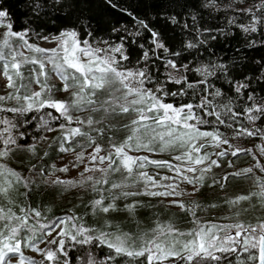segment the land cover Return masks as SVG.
I'll return each mask as SVG.
<instances>
[{"label": "snow or ice", "instance_id": "obj_1", "mask_svg": "<svg viewBox=\"0 0 264 264\" xmlns=\"http://www.w3.org/2000/svg\"><path fill=\"white\" fill-rule=\"evenodd\" d=\"M17 7L19 28L0 0V264H264V0ZM241 138L262 143L254 152L232 143ZM53 149L70 163L45 164ZM240 154L254 162L224 170ZM230 181L249 187L184 200ZM48 189L90 198L49 218L30 199ZM158 205L179 211L139 219Z\"/></svg>", "mask_w": 264, "mask_h": 264}, {"label": "trees", "instance_id": "obj_2", "mask_svg": "<svg viewBox=\"0 0 264 264\" xmlns=\"http://www.w3.org/2000/svg\"><path fill=\"white\" fill-rule=\"evenodd\" d=\"M120 2L123 3V0H120ZM5 7H7L9 11L11 12L13 21L15 22V27L16 28L21 27L25 23V17L22 15L23 8L17 7V0H5ZM97 12L98 10L94 8L93 14L95 15ZM218 15L223 17L225 14L219 13ZM210 23H213V22L210 21ZM214 23L223 24L224 20L221 19V20L215 21ZM58 26H59V22L57 24H50V27H52L53 29H55ZM236 43L237 42L234 40L233 44L235 45ZM260 54H264V49H261L259 52L256 53V55H260ZM241 140L244 143H249V141H252V142L260 141L259 139H256V138H241ZM47 148H48V145L42 150L39 148L40 153L42 154L44 150H47ZM57 157L58 155L53 149L50 151V156L46 158L44 163L45 164L52 163L57 159ZM231 159L233 160V163L237 165H243V164L254 162L252 157L250 156L246 157L244 154H240L238 157H232ZM32 162L35 163L34 160ZM223 167H224V170L230 172L231 168L227 167V160H223ZM215 171L217 173H220L221 169H215ZM245 184L246 183L243 181H230L227 190L224 192L216 188V189H211L212 190L211 193H207L208 188H203L201 192L199 193L197 200L202 204L219 203L223 200V198H225V196H232L242 191H246L244 187ZM59 195L60 194L56 193L55 189H48L46 192L37 193L36 195H33L30 199H31L33 207H35L37 203H40L42 206L51 207L52 211L49 214V218H52V217L59 216V215L66 213L69 208H73L74 206L77 205V204H73L70 206L71 203L75 202L74 198L76 194H73L71 196L61 197V198L59 197ZM82 195H83V199L81 203L79 204L80 207L75 209L78 213H81L84 211L83 204L86 203L88 199L90 198L87 193L83 192ZM140 199L147 200L148 198H140ZM151 203L158 204V201L156 199H152ZM153 212H160L163 215H168V214H171L173 212H178V211L171 210V209H168L167 211H165L162 205H158V207L155 209L141 210L139 212V219L144 220L145 223H149L150 221L146 220L145 218L151 216ZM214 213L215 214L227 213V210L226 209L214 210ZM200 215H205V214L200 213ZM111 217L114 223H121L125 231L129 230V228L131 227H134V225L130 224L129 221L122 214L121 215L113 214L111 215ZM86 219L89 220V223H93V220L91 217H86ZM181 226L186 227L187 225H181ZM77 264H79V261H77Z\"/></svg>", "mask_w": 264, "mask_h": 264}, {"label": "rangeland", "instance_id": "obj_3", "mask_svg": "<svg viewBox=\"0 0 264 264\" xmlns=\"http://www.w3.org/2000/svg\"><path fill=\"white\" fill-rule=\"evenodd\" d=\"M0 31H3V29H0ZM53 83H58V81H55V80H53L52 81ZM3 82L2 81H0V84H2ZM57 98H60V99H63V98H65V94H57ZM50 135H52V136H55V133H51ZM232 143L236 146V147H240V148H252L253 149V151L255 152V151H258V149L257 148H254L253 146L254 145H259V144H261L262 142L261 141H259V142H252V141H249V143H244L241 139H239V140H234V141H232ZM47 146V144H43V145H41L40 146V149L42 150V149H44L45 147ZM61 156H63V159H61ZM246 157H252L251 156V154H249V155H245ZM153 158H156V159H169V156L167 155V154H161V155H158V156H154ZM72 160V157L71 156H69V155H65V154H60L58 157H57V159L54 161V163H56L57 164V166H60V165H62V164H69L70 163V161ZM53 163V162H52ZM221 163L223 164V160L221 161ZM253 163V162H252ZM252 163H247V164H243V165H237V164H234L235 165V167L234 168H231V170H230V172H232V171H235V170H237V169H243V168H247V167H249ZM79 170L78 169H71L68 173H58V175H61L63 178H66V179H70V178H72V177H76L77 176V172H78ZM149 171L151 172L152 171V169L150 168L149 169ZM214 172H216L215 171V169L213 170ZM217 173V172H216ZM161 174H166L164 171H162L161 172ZM244 187H245V190H247L248 189V187H249V185L246 183L245 185H244ZM205 188H207V187H205ZM209 189V188H208ZM207 189V193H211L212 192V190L210 189V190H208ZM202 190V189H201ZM201 192V191H200ZM73 194H76L75 195V202H73V203H71L70 204V206L71 205H73V204H77V205H79L80 203H81V199H80V197H83V192L82 191H79V190H72V191H69V192H67V193H64V194H60L59 195V197L61 198V197H66V196H71V195H73ZM198 195H199V193L198 194H196L195 196H185L184 197V200L185 201H191V200H197V198H198ZM69 206V207H70ZM171 210H175V211H179L177 208H170ZM225 214H227V213H218V215H225ZM111 215H113V214H111ZM203 216V215H202ZM115 222H117V221H115ZM41 247H43V245H41ZM28 255H35L34 253H31V252H29V253H27ZM37 259H39L40 257L39 256H37L36 257Z\"/></svg>", "mask_w": 264, "mask_h": 264}]
</instances>
